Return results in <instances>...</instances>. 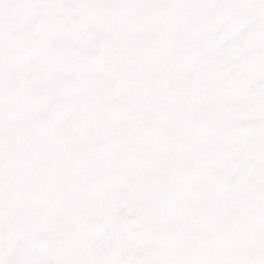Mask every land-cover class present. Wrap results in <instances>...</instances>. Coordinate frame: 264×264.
<instances>
[{
  "label": "snow or ice",
  "instance_id": "obj_1",
  "mask_svg": "<svg viewBox=\"0 0 264 264\" xmlns=\"http://www.w3.org/2000/svg\"><path fill=\"white\" fill-rule=\"evenodd\" d=\"M0 264H264V0H0Z\"/></svg>",
  "mask_w": 264,
  "mask_h": 264
}]
</instances>
